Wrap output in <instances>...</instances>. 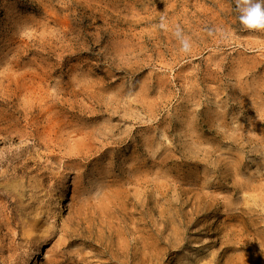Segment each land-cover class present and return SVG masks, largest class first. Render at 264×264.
<instances>
[{
	"label": "rangeland",
	"instance_id": "1",
	"mask_svg": "<svg viewBox=\"0 0 264 264\" xmlns=\"http://www.w3.org/2000/svg\"><path fill=\"white\" fill-rule=\"evenodd\" d=\"M0 264H264V31L235 0H0Z\"/></svg>",
	"mask_w": 264,
	"mask_h": 264
},
{
	"label": "clouds",
	"instance_id": "2",
	"mask_svg": "<svg viewBox=\"0 0 264 264\" xmlns=\"http://www.w3.org/2000/svg\"><path fill=\"white\" fill-rule=\"evenodd\" d=\"M239 12L240 23L247 30L264 31V0H235ZM160 27L167 28L165 17H161ZM174 35L178 38L183 52L190 51V40L185 37L179 25L176 26Z\"/></svg>",
	"mask_w": 264,
	"mask_h": 264
},
{
	"label": "bare ground",
	"instance_id": "3",
	"mask_svg": "<svg viewBox=\"0 0 264 264\" xmlns=\"http://www.w3.org/2000/svg\"><path fill=\"white\" fill-rule=\"evenodd\" d=\"M5 195V202L3 203V206H2V210H7V207H8V205L7 204H5L6 202L9 204V205H16V209H14V216H11L10 218H11V222L12 223H14L15 224V226L16 227H18L19 228V230H21V232H20V234H21V236H20V238L21 237H23L24 235H29V230H27V232L26 233H24L23 231H22V227L21 226H19V224L16 222V220L18 221V211H20V209L18 208V204H17V198H16V196L13 194V192L12 191H10V190H6V194H4ZM11 199V200H10ZM47 209H48V207H47ZM9 218V217H8ZM19 234V233H18ZM25 239V241L26 242H29V243H33V240L31 239V238H24ZM30 244V245H31Z\"/></svg>",
	"mask_w": 264,
	"mask_h": 264
}]
</instances>
